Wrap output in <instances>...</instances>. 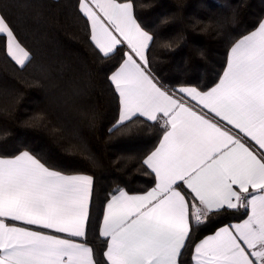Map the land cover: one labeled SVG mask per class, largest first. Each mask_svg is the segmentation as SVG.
<instances>
[{
	"label": "snow or ice",
	"instance_id": "1",
	"mask_svg": "<svg viewBox=\"0 0 264 264\" xmlns=\"http://www.w3.org/2000/svg\"><path fill=\"white\" fill-rule=\"evenodd\" d=\"M141 7L139 0H0V58L38 90L21 121L24 91L3 88L0 264H264V0L247 13L245 2L202 5L207 19L191 27L214 32L223 45L206 78L179 63L157 64L159 25ZM184 7L176 0L165 19ZM61 25L83 33L90 61L54 44ZM62 84L72 85L73 102L86 103L89 127L103 121L109 138H129L134 155L123 159L143 172V187L98 189L91 167L99 160L77 128L69 135L88 165L14 135L9 121L64 126Z\"/></svg>",
	"mask_w": 264,
	"mask_h": 264
},
{
	"label": "trees",
	"instance_id": "2",
	"mask_svg": "<svg viewBox=\"0 0 264 264\" xmlns=\"http://www.w3.org/2000/svg\"><path fill=\"white\" fill-rule=\"evenodd\" d=\"M224 2L226 0H183L185 7L181 14L172 19H165V17L171 16L176 11V0H139L140 4L146 5V7L140 8L141 14L153 17L155 23L159 25L160 41L155 50V55L158 58L157 64L167 68L179 63L187 74L206 78L208 69L216 65L217 61L221 59L223 45L220 42L221 38L214 32H199L193 29L191 24L196 19H207L205 9L202 7L204 3L218 5ZM230 2H245L251 5V9H244L245 13L258 11L261 4V0H230ZM179 34H183L184 39L175 48L160 46L164 41H170ZM54 44L66 55L78 53L80 57L91 60L87 46L84 44L83 33L71 25L58 27L54 32ZM201 51L204 53L203 56L200 55ZM5 84H15L16 87L24 91V99L17 108L16 115L19 120H26L28 116L32 115L35 108L33 99L38 90L16 79L13 67L11 65L5 66L2 58H0V105L5 103L6 99L3 94ZM62 87L65 88L69 98V102L62 110L64 126L58 125V130L52 131L51 126L26 127L21 123L9 121L14 135L41 143L53 153L88 165L89 162L86 156L77 150V142L69 135L71 129L77 128L87 148L95 153L99 160L98 166L91 167V171L98 181V189L104 187L107 190V188L114 186L113 182H127L126 186L132 188L143 187L146 179L143 172L136 170L135 161L123 159L134 155L135 149L129 138L117 135L109 138L107 135L109 125L103 121L98 122L95 128L89 127L85 115L86 103L82 100L73 102L71 84H62ZM93 92L94 95H98L99 101L106 111L107 105L103 88L99 83H97ZM3 123L4 120L0 117V126ZM150 134L145 132L143 135ZM118 157L121 159H118Z\"/></svg>",
	"mask_w": 264,
	"mask_h": 264
}]
</instances>
